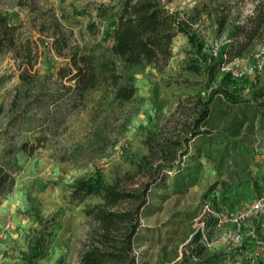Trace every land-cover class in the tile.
Returning <instances> with one entry per match:
<instances>
[{
	"label": "rangeland",
	"instance_id": "obj_1",
	"mask_svg": "<svg viewBox=\"0 0 264 264\" xmlns=\"http://www.w3.org/2000/svg\"><path fill=\"white\" fill-rule=\"evenodd\" d=\"M103 1L109 0H0V18L11 27L0 28V155L4 149L15 150L22 141L36 146L30 154L19 151L9 157L15 163V183L0 202V233L4 230L0 264H79L93 227L85 210L101 200L91 195L72 202L70 194L78 181L128 184L126 174L135 173L147 151L146 135L162 129L185 96H206L223 73H243L239 88L245 98L264 85V62L256 68L261 57L255 51L217 68L213 76L207 72L214 62L213 42L222 45L228 40L233 25L251 12L253 0H168L170 10L187 18L196 43L178 34L166 66L152 63L131 69L128 73L134 77L136 90L129 102L115 101L108 84L82 101L38 100L34 96L37 87L54 89L53 80L43 79V74L55 72L66 61L53 49L54 39L66 40L68 46L108 45L102 34L87 35L88 18L78 14ZM11 38L15 44L10 48L7 41ZM24 69L36 73L35 84L22 88L12 105L11 95L20 84L18 73ZM221 118L216 119L213 132L227 123ZM256 135L247 164L239 159L232 170L225 165L217 168L202 152L196 161L183 166H197L186 192L174 193L171 178L151 188L133 242L136 264H205L212 255H218L215 264L246 262L245 255L223 244L221 229L209 228L214 217L205 205L215 213L248 209L261 192L264 124ZM236 167L251 179L232 182ZM140 179L141 175L135 176L133 185ZM222 182L228 183L227 188ZM257 227L264 232L263 223ZM196 235L200 238L195 239ZM37 244L44 255L33 259L31 251ZM201 246L204 250L199 254ZM244 248L249 252L252 246Z\"/></svg>",
	"mask_w": 264,
	"mask_h": 264
},
{
	"label": "trees",
	"instance_id": "obj_2",
	"mask_svg": "<svg viewBox=\"0 0 264 264\" xmlns=\"http://www.w3.org/2000/svg\"><path fill=\"white\" fill-rule=\"evenodd\" d=\"M253 1L251 12L233 25L228 40L220 46L214 62L207 67L208 75L213 76L217 68L253 51L260 52L264 47V0ZM167 2L109 0L79 10L78 14L88 18L85 25L87 35L102 34L108 45L103 48L100 44H93L86 48L68 46L66 40L58 42L54 39L53 49L66 61L55 72L42 76L43 79L53 80L54 89L50 91L37 87L34 96L42 101H82L101 85L108 84L115 101L119 104L129 102L136 90L134 77L128 73L131 69L152 63L158 68L166 66L172 52V40L178 34L184 33L191 44L196 43L187 18H181L170 10ZM1 27L11 29L0 18ZM14 44L13 38L8 39V47ZM34 74L25 69L18 73L20 84L11 95L12 105L19 99L22 88L35 84ZM243 79L242 75L225 72L206 96L187 95L177 103L175 112L162 129L146 135L147 151L136 164L135 173L126 174L128 184L121 185L115 181L108 186L100 179L78 181L70 194L72 202L79 203L91 195H97L101 200L85 210L93 227L79 254V264H136L133 242L141 227V212L149 204L148 193L153 186L164 185L170 178L174 193L186 192L192 185L193 171L197 170V166H183L196 161L202 152L217 168L225 165L227 170H232L234 162L239 159L247 164L250 146L258 140L256 130L264 124V85L245 98L239 88ZM219 117L227 123L213 132ZM169 122H173L171 129L166 126ZM20 143L15 150L4 149L0 155V202L15 183L12 175L15 163L9 157L19 151L30 154L36 148L25 141ZM184 168L190 171L186 172ZM138 175L142 179L134 186L133 178ZM243 179L251 178L243 168H234L232 182ZM222 184L227 188L228 183ZM210 221L209 228L213 219ZM197 238L200 236L196 235ZM203 250L201 246L197 253ZM31 252L33 259L44 255L38 244ZM217 257L212 255L205 260V264L217 263ZM210 260L213 262L210 263Z\"/></svg>",
	"mask_w": 264,
	"mask_h": 264
},
{
	"label": "built area",
	"instance_id": "obj_3",
	"mask_svg": "<svg viewBox=\"0 0 264 264\" xmlns=\"http://www.w3.org/2000/svg\"><path fill=\"white\" fill-rule=\"evenodd\" d=\"M220 43L214 41L211 47L212 56H216L219 51ZM256 57H261L258 61L256 68H261L264 62V47L260 50ZM235 74V73H233ZM243 73H237L236 75H242ZM208 214H212L213 225L210 227L213 229L222 230L221 240L227 248H235L236 252H240L246 256V262L243 264H264V232L262 228L259 230L257 224H264V187L260 194L251 203L248 209H223L215 213L213 210L205 205ZM248 223H251L249 225ZM227 226V227H226ZM7 227V226H6ZM2 233H0V240L2 239ZM245 245L251 247V250L247 252ZM3 259V253L1 252L0 241V263Z\"/></svg>",
	"mask_w": 264,
	"mask_h": 264
}]
</instances>
